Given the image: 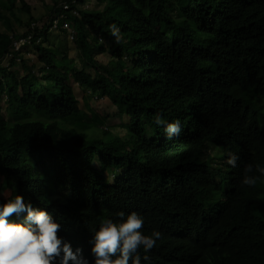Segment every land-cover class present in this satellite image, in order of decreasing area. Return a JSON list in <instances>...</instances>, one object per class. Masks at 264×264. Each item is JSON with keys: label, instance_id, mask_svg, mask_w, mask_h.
Returning <instances> with one entry per match:
<instances>
[{"label": "trees", "instance_id": "trees-1", "mask_svg": "<svg viewBox=\"0 0 264 264\" xmlns=\"http://www.w3.org/2000/svg\"><path fill=\"white\" fill-rule=\"evenodd\" d=\"M18 1L29 15L25 30L0 32V206L20 195L47 211L89 264L101 221L133 211L145 235L162 233L152 250L139 251L140 264H264V176L255 171L264 167V0H96L95 9L59 0L70 3L75 60L43 46L48 20L36 22L27 0ZM9 22L0 6V23ZM29 34L38 69L13 48ZM101 39L110 68L95 58L106 50ZM71 83L108 98L128 117L127 135L82 111ZM157 114L180 121L179 137L167 139ZM229 153L239 156L236 167ZM247 164L255 187L242 184ZM26 215L9 219L23 223Z\"/></svg>", "mask_w": 264, "mask_h": 264}, {"label": "clouds", "instance_id": "clouds-1", "mask_svg": "<svg viewBox=\"0 0 264 264\" xmlns=\"http://www.w3.org/2000/svg\"><path fill=\"white\" fill-rule=\"evenodd\" d=\"M63 8V3L58 7ZM62 13V11H61ZM59 13V14H61ZM58 13L47 19L44 28L51 27L50 24ZM67 17L68 14L66 13ZM71 22L70 18L68 17ZM110 32L116 43H121L123 38L116 25H110ZM50 32L52 31L49 30ZM64 32L70 42L66 30ZM32 46L34 44L26 45ZM154 122L162 126L167 134V139L179 137L181 133L180 121L166 122L161 115L155 116ZM227 164L237 166L239 156L234 153L228 154ZM252 164L244 168L242 184L255 187L258 177L249 175L253 173ZM255 171L264 176V167L255 166ZM27 212L23 223L10 222L13 215L19 216ZM120 218L118 222L111 218L101 221L99 229L94 232V243L91 253L95 258V264H140L139 251L145 253L152 250L156 241L162 237L159 231H153L145 235L142 231L144 218L133 211L125 218L124 212L117 213ZM61 225L54 220L53 216L44 210H34L31 204H25L24 198L16 195L14 199L0 206V264H89V261L82 256V250L77 248L73 252L70 243L65 242L59 236ZM144 259H148L145 255Z\"/></svg>", "mask_w": 264, "mask_h": 264}, {"label": "rangeland", "instance_id": "rangeland-1", "mask_svg": "<svg viewBox=\"0 0 264 264\" xmlns=\"http://www.w3.org/2000/svg\"><path fill=\"white\" fill-rule=\"evenodd\" d=\"M15 0H0V6L7 12V15L10 18L9 28L4 25V23H0V32H14L17 34H21L25 28L26 23L29 20V15L22 9V4L17 0L16 7L14 11H8L10 6L14 3ZM25 3L31 9V16L36 19V22H45L47 19L54 15L55 6L59 5V0H27ZM80 7V6H79ZM98 6L96 0H88L85 4V8L95 9ZM102 7V6H101ZM61 13L60 6L58 7ZM82 8V7H81ZM5 15V14H4ZM102 44L106 47V50L99 51L94 50L95 58L97 63L100 65H104L109 67V62L112 60V51L109 48V42L106 39H101ZM45 48H48L51 52L58 56L62 52H66L70 59H76L77 50L75 49V45L73 42H70L67 39V36L64 32L52 30L47 37V41L43 45ZM22 56L26 58L29 66H34L33 68L38 69L36 66L41 65L39 61L40 54L37 52L36 48L32 46H27L23 49ZM8 60L4 59L2 63V67L7 66ZM76 66L79 68L80 63L76 61ZM130 67V64H128ZM11 70L16 72L18 76H22L23 70L21 65H16V67H12ZM88 71H92L91 68ZM25 74V72H24ZM73 86V90L75 95L78 97L80 101V108L82 111L86 112L87 115H90V110L99 115L101 118L106 120L105 127L109 128L114 135H118L120 137H125L126 128L125 124L128 123V117L120 113V111L110 102L108 98H98L96 94H92L90 91L85 90L84 88L79 87L77 84L71 83ZM87 98V103L89 104V110L86 108L84 100ZM3 117L5 119L10 120V113L7 111V106L5 101L3 102ZM32 118L49 119L50 117L47 114H31ZM101 134V129L98 130ZM95 167L100 169V166L97 162H95ZM106 184L112 183V172L110 170L103 171ZM3 177H0V194H3Z\"/></svg>", "mask_w": 264, "mask_h": 264}, {"label": "built area", "instance_id": "built-area-1", "mask_svg": "<svg viewBox=\"0 0 264 264\" xmlns=\"http://www.w3.org/2000/svg\"><path fill=\"white\" fill-rule=\"evenodd\" d=\"M69 9H70V3H68V2L63 3L62 13L59 14L56 18H54L52 20V22L50 24L51 27H49L48 29L49 30H51V29L52 30H58L60 28L64 29V30H66L69 39L75 40V32H74L75 30L73 28V23L69 21L67 15H66L67 10H69ZM74 14H76V13L74 12ZM32 26L34 27L35 23L32 24ZM42 27H43V25L40 26L41 30H42ZM32 38H33V35L29 34L28 36L19 39V41H15L13 43L14 51L20 50L23 47H25L26 45L32 44L31 43ZM40 41H41V39H40ZM38 42H39V40H38Z\"/></svg>", "mask_w": 264, "mask_h": 264}]
</instances>
